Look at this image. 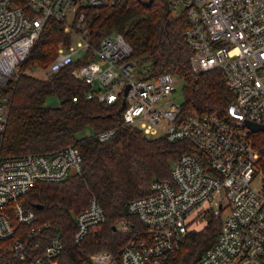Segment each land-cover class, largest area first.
<instances>
[{
  "label": "built area",
  "instance_id": "obj_1",
  "mask_svg": "<svg viewBox=\"0 0 264 264\" xmlns=\"http://www.w3.org/2000/svg\"><path fill=\"white\" fill-rule=\"evenodd\" d=\"M119 1L0 0V264H59L63 235L20 199L40 183L64 181L84 168L72 145L54 153H1L9 114L3 88L21 74L49 19L64 22L73 42L61 45L50 65L37 67L40 79L83 59L72 74L90 86L87 100L121 102L125 126L194 148L174 161L170 180L152 181L148 195L128 204L129 216L114 225L116 233L129 236L118 252H95L91 264H168L189 232L203 229L210 216L221 221L216 240L189 264H264V171L257 138L264 132L248 126L264 125V0H168L172 13L189 20L183 38L194 74L220 70L234 94L224 116L183 114V102L169 99L181 79L171 73L143 78L134 49L121 34H107L98 47L92 45L83 9ZM114 132L98 138L105 142ZM105 221L92 197L75 217L74 241L82 242Z\"/></svg>",
  "mask_w": 264,
  "mask_h": 264
},
{
  "label": "trees",
  "instance_id": "obj_2",
  "mask_svg": "<svg viewBox=\"0 0 264 264\" xmlns=\"http://www.w3.org/2000/svg\"><path fill=\"white\" fill-rule=\"evenodd\" d=\"M83 11L88 21V39L94 47L105 35L119 33L133 47L132 57L143 78L171 73L185 82L183 114L224 116L234 94L220 70L194 74L190 66L192 51L183 38L189 20L183 13L173 15L168 0H120L98 9L85 7ZM72 42V34L65 33L64 22L47 20L21 66V74L6 83L3 94L9 114L1 153L18 157L54 153L71 145L79 149L84 164L81 175L40 183L20 200L35 210L40 221L51 222L63 235L65 249L59 264H91L89 256L95 252H118L129 236L116 233L113 226L129 216L128 204L148 195L152 181L170 180L174 161L194 148L184 141L169 143L164 137H148L137 127L125 126L121 102L87 100L90 86L72 74L84 64L83 59L62 68L49 80L26 72L31 66L47 67L58 48ZM50 96L58 98L57 106L46 103ZM88 127L93 135L79 138L78 134ZM109 130H114V135L101 142L99 134ZM257 138L264 171V133ZM92 197L101 204L106 221L76 243L75 217ZM36 205L43 207L37 209ZM131 219L138 226L136 218ZM220 222L210 216L203 229L190 231L168 264L197 261L214 244Z\"/></svg>",
  "mask_w": 264,
  "mask_h": 264
},
{
  "label": "rangeland",
  "instance_id": "obj_3",
  "mask_svg": "<svg viewBox=\"0 0 264 264\" xmlns=\"http://www.w3.org/2000/svg\"><path fill=\"white\" fill-rule=\"evenodd\" d=\"M172 14L176 15V13L175 14L172 13ZM75 41L76 40H74V42ZM136 64H137V69L140 70L139 64L137 62ZM26 72L38 78L41 76L37 66H31L26 70ZM184 86H185V82L183 80H178L175 84L176 91L169 97V99L178 103H182L184 101V93H183ZM46 103L51 106H57L59 104V100L56 96H50L49 98H47ZM165 130H166V124H163L159 129V135L163 134ZM93 133H94L93 130L90 127H88L83 132L79 133L78 137L81 138L85 136H91L93 135ZM173 165L174 163L172 164V166Z\"/></svg>",
  "mask_w": 264,
  "mask_h": 264
},
{
  "label": "water",
  "instance_id": "obj_4",
  "mask_svg": "<svg viewBox=\"0 0 264 264\" xmlns=\"http://www.w3.org/2000/svg\"><path fill=\"white\" fill-rule=\"evenodd\" d=\"M128 88L125 89V95L127 94ZM125 106V103L123 102V107ZM248 126L251 128L252 132L257 133V132H264V125H256L253 123L248 122ZM37 209H42V205H36L35 206ZM113 230L116 231V226H113Z\"/></svg>",
  "mask_w": 264,
  "mask_h": 264
}]
</instances>
